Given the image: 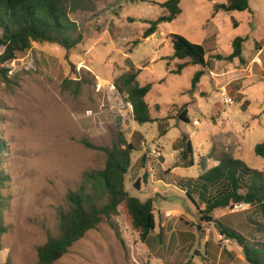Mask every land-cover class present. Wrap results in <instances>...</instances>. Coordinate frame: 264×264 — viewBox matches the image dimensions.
<instances>
[{
	"label": "rangeland",
	"instance_id": "rangeland-1",
	"mask_svg": "<svg viewBox=\"0 0 264 264\" xmlns=\"http://www.w3.org/2000/svg\"><path fill=\"white\" fill-rule=\"evenodd\" d=\"M167 1L77 0L83 10L70 17L82 42L75 49L33 43L6 66L7 79L0 76V143L5 145L0 204L6 229L0 264H39L38 249L59 236V216L68 210L70 196L101 195L88 176L105 168L107 156L83 141L112 148L119 135L136 149L125 189L142 202L155 201L152 239L148 244L140 240L121 206L55 264H250L237 241L225 242L229 238L220 226L264 252V214L257 206L216 209L209 223L180 185L181 179L198 178L202 164L208 170L225 157L264 173V158L255 154L264 142V0H250V11L222 15L214 24L221 46L218 53H208V68L194 90L193 77L202 67L174 74L185 61L172 58L169 35L202 44L211 30L213 2L183 0L180 17L143 39L150 22L165 14L161 4ZM238 37L247 38L242 57L218 60L217 55L233 52ZM128 60L141 69L140 86L153 84L146 102L154 122L134 120L121 80L131 72ZM223 92L233 105L225 104ZM183 112L190 123L180 119ZM189 140L195 164L186 168L181 154ZM150 149H160L162 156H149ZM178 165L183 167L172 173Z\"/></svg>",
	"mask_w": 264,
	"mask_h": 264
},
{
	"label": "trees",
	"instance_id": "trees-1",
	"mask_svg": "<svg viewBox=\"0 0 264 264\" xmlns=\"http://www.w3.org/2000/svg\"><path fill=\"white\" fill-rule=\"evenodd\" d=\"M181 2L182 0H168L162 3L161 7L165 14L156 21L150 22V27L144 31L143 39L154 36L160 25L175 21L182 13ZM78 10L83 9L77 4V0H0V76L7 79L10 70L6 66L29 51L33 43L55 44L68 52L75 49L82 42V36H74L78 31V25L71 20L70 15ZM219 11L227 13L250 11V0H227V4L215 6V12ZM169 39L173 47L172 58L185 61L178 64L174 74H182L189 66L202 67L192 80L191 90L196 89L205 74L204 70L208 68V53L217 52L212 47L213 39L205 44L192 43L179 34H170ZM246 41L247 38H236L232 43L233 52L227 57L217 55L216 58L229 61L240 59ZM127 62L131 72L123 75L121 80L126 87L128 102L133 108L134 120L139 124L154 122L146 102L153 84L140 86L137 78L141 69L136 70L132 60ZM185 112L181 114L180 119L190 123ZM165 135L166 133L162 136ZM83 144L90 149L106 153L105 168L88 176L93 180V189L100 191L101 195L94 197L78 193L70 196L68 210L59 216V236L49 237L48 241L38 249L39 264H55L60 261L87 233L117 215L121 206L126 211L129 224L139 234L143 243L148 244L151 241L157 228L155 201L148 199L142 202L132 197L125 189V178L132 165L131 156L136 151L134 145L128 143L123 135H119L118 141L112 148L97 147L86 140ZM175 145L176 143L173 147ZM4 148L5 145L0 143V155L5 152ZM255 154L264 158V142L256 145ZM193 156L191 141H186L185 149L181 154V160L186 165L184 167L194 166ZM188 157H190L189 162ZM201 169L203 172L198 178L181 179L180 185L197 204L202 220L212 223L211 214L216 209H226L231 205L240 204L257 206L264 214V173L250 168L242 160L230 157L221 159L217 166L208 170L202 164ZM147 178L148 175L145 173L143 181L146 182ZM4 181L5 179L0 176V182ZM139 183L138 180L135 185L138 190ZM216 187L218 189L213 195L211 191ZM102 198H106L107 202L102 205L97 204L96 200ZM2 208L0 204V237L6 232L2 226ZM220 227L223 236L239 243L250 264H264L262 248L250 247L241 234Z\"/></svg>",
	"mask_w": 264,
	"mask_h": 264
},
{
	"label": "crops",
	"instance_id": "crops-1",
	"mask_svg": "<svg viewBox=\"0 0 264 264\" xmlns=\"http://www.w3.org/2000/svg\"><path fill=\"white\" fill-rule=\"evenodd\" d=\"M183 1V0H182ZM210 1H212L213 2V6H214V13H213V15H212V17H211V19H210V28H211V30H210V32H208V35L206 36V38H204V40H203V42H202V44H205L208 40H210V39H213V45H212V47H213V49L214 50H216L217 51V53H218V51H219V49H220V46H221V43L219 42V34H220V32H219V29L218 28H216V27H214V24H216V23H219L222 19V15H226V17L227 18H231V16H232V14L231 13H227V12H223V11H219L218 13H216L215 12V6L216 5H220V4H227V0H226V2L225 3H219V2H216L215 0H210ZM182 3V2H181ZM180 7H181V5H180ZM181 9H182V7H181ZM234 13V12H233ZM183 14V10H182V13H181V15ZM180 15V16H181ZM179 16V17H180ZM233 20H235V19H233L232 18V23H233ZM190 67V66H189ZM188 68V67H187ZM173 145H174V143L172 144V149H173ZM180 166H182V165H180ZM179 165L178 166H176L173 170H172V173H173V171L175 170V169H177V168H179L180 167ZM206 247H207V245H206ZM206 247H205V250H206ZM207 252V251H206ZM226 256H227V258H232L231 257V255H229L228 253H226Z\"/></svg>",
	"mask_w": 264,
	"mask_h": 264
},
{
	"label": "built area",
	"instance_id": "built-area-1",
	"mask_svg": "<svg viewBox=\"0 0 264 264\" xmlns=\"http://www.w3.org/2000/svg\"><path fill=\"white\" fill-rule=\"evenodd\" d=\"M114 88V87H113ZM223 96L225 97V100H224V102H225V104H227V105H233L234 104V101H233V99L232 98H230V97H228L227 96V94H226V92H223ZM147 150V149H146ZM149 156H153V157H155V158H160L161 156H162V151L160 150V149H150V151H149ZM241 205V204H240ZM245 205V204H244ZM172 214L170 213V215L169 216H171ZM225 242L227 243V244H231L232 242H231V240L230 239H228V240H225Z\"/></svg>",
	"mask_w": 264,
	"mask_h": 264
},
{
	"label": "water",
	"instance_id": "water-1",
	"mask_svg": "<svg viewBox=\"0 0 264 264\" xmlns=\"http://www.w3.org/2000/svg\"><path fill=\"white\" fill-rule=\"evenodd\" d=\"M194 201V200H193Z\"/></svg>",
	"mask_w": 264,
	"mask_h": 264
}]
</instances>
